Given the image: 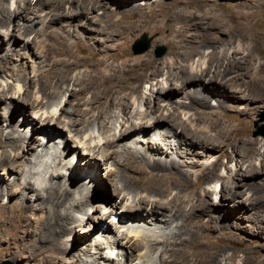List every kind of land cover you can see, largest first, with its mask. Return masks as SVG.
I'll list each match as a JSON object with an SVG mask.
<instances>
[{
  "label": "bare ground",
  "instance_id": "obj_1",
  "mask_svg": "<svg viewBox=\"0 0 264 264\" xmlns=\"http://www.w3.org/2000/svg\"><path fill=\"white\" fill-rule=\"evenodd\" d=\"M125 1L135 0H0V41L7 36L0 59L3 76L13 80L0 82L7 115L0 118V259L264 264L258 248L242 247L236 221L246 218L264 234V178L245 179L262 172L264 140L246 141L247 128L228 122L239 111L227 104L264 101V64L256 66L251 49L259 36L249 32L260 0L230 13L236 38L213 10L217 0H136L114 8ZM142 29L160 34L166 57L148 52L130 59L129 43ZM20 40L24 49L16 46ZM223 42L243 49L219 50ZM22 55L32 59L31 72L12 68ZM15 99L31 132L11 120ZM187 144L218 156L195 171L186 157L195 151H183ZM71 151L79 167L65 161ZM47 155L65 163L51 165ZM225 199L239 215L221 207ZM115 250L121 253L112 255Z\"/></svg>",
  "mask_w": 264,
  "mask_h": 264
},
{
  "label": "rangeland",
  "instance_id": "obj_2",
  "mask_svg": "<svg viewBox=\"0 0 264 264\" xmlns=\"http://www.w3.org/2000/svg\"><path fill=\"white\" fill-rule=\"evenodd\" d=\"M135 1H129V3L127 1H125V2H122L121 4H119V6H117L116 4H113V5H114V8L121 7V8L126 9L127 7H129V5H131ZM251 1H254V0H217L216 3L211 4L212 8L216 12V14L218 16H220V18H222L223 20L226 21L230 31H232L231 32L232 37H235V35L237 36L239 34V30L237 29V26L235 24H232L230 21H228L230 13L234 12V9H235L234 7H239L240 5H243L244 3L245 4L251 3ZM147 2L154 4L153 0H147ZM260 2H259L260 4H259V7H258V10H257L258 11L257 12V16H256V19H255L256 21L254 20L251 23L250 28H249V32H251L252 35L259 36V38H256L255 42L254 41L252 42V46H251V49H252V51H254L255 56L256 57L258 56L257 57L258 60L255 61V64L258 67L260 65L264 64V62L260 59V56L264 55V33H263L264 32V0H260ZM111 4H112V2H111ZM97 14L100 15L101 12H98ZM121 17H122L121 15H117L115 17V19L117 20V19H120ZM15 21H16V19H15ZM38 26L39 25H36L35 29L36 28L38 29L39 28ZM235 29H237L238 31L235 30ZM161 34L164 36V35H167L168 33L166 34V32L164 31ZM228 35L229 34H227L226 31L223 33V37H225V39L228 37ZM143 36H145V39L147 40V43H148V48L144 51V53L140 52L142 47H143V45L136 44V41L137 40H142ZM6 38H7L6 34L1 36L0 53H4L5 52L4 48L7 46ZM161 38L162 37H160L159 33H156V32H154V31H152L150 29H142L141 31L136 33V35L130 41L129 46H128L130 59L134 58V57H137V56H142V55H144V54H146L148 52L151 53V56L153 58H164V57H166L168 55V49L169 48H168L166 42L163 39H161ZM13 40H14V37L11 38L10 41H13ZM12 43L13 42H11V44ZM16 46L20 47L21 49H24L25 48V42L20 40V41H18V44H16ZM236 49L240 50V49H243V47L240 48V46H238V45L234 47V44L228 45L227 42H223L222 45L219 47V50H222V51L229 50L230 52L234 51ZM205 50H206L205 51V53H206L205 55H207L213 50V48L210 46V47L206 48ZM140 53H142V54H140ZM76 54H77V56H79V58H81L83 60H87L88 61L90 59V57L86 54V51H83L82 54L77 51ZM204 58H205V56L203 57L202 61L204 60ZM30 61H32V59L29 60L27 57H25V55H22V58H20L19 56H15V59L12 61V65L11 66L15 70L31 72V64L32 63ZM262 69L264 71V65H263ZM3 73L4 72H3V68H2V61L0 59V82H2L3 84H5L7 82L12 83L13 80L8 79L7 76H3L4 75ZM2 76L6 77V78L4 79ZM162 78L159 77V79H162ZM6 80H7V82H6ZM16 83L17 82H15V85H16ZM191 85H190L191 88L195 87L194 83L191 84ZM148 87H149V85H145V90ZM188 89H190V88H188ZM209 91H211V90H209ZM214 96L215 97H220L219 94H217V93H214ZM178 100H180V99H178ZM13 103H15V105H17V107L14 108L15 113L13 111V114L10 115L11 120L13 122H16V121L19 122V123L21 122L20 123V127H21L22 131H26L28 129L31 132V129L28 128L29 127V121L24 119V115L26 114V111L22 110L21 103L19 101H16V99H15V101H13ZM211 104H215V101H212ZM227 104H230V106H233V107L237 108V111H239V113H236V115H237L236 117H234V116L228 117V118H230V120L228 122H229V124L231 126H237V125L241 124L242 127L245 126V128H247L248 131H247V137L245 138L246 141L258 140V139L264 140V101L263 102H259V103H256V102L252 103L251 105H248L249 107L247 106L248 108L246 107V105H244L242 103L241 104H233V103H230L229 101H227ZM4 105H5L4 103L0 104V106H1V108H0V118L2 117L1 118V120H2L1 123L4 122V119H5L4 117L7 118V115L4 114ZM231 113H233V112H231ZM231 113L229 112V113H225V114L229 115ZM25 117L28 119V116H25ZM167 124L174 125V126L177 127V129L180 130V128H178V126L176 124H172L171 122H167ZM30 127H31V125H30ZM37 135H38V133H37ZM53 139L57 140V145H59L60 148H61V145H62L61 144V138L58 137V136L57 137L55 136ZM120 143H123V141H121ZM120 145L122 146V144H120ZM188 146H189L188 144L185 145V148L183 149V151L187 150ZM57 149L59 150V148H57ZM188 149H192V150L195 151L194 155H187L186 154V157L189 159V160H187V162L189 164H195V167L193 168V170H195V171L198 170V169H201L202 167L208 166L218 156V152L217 153L216 152L212 153L211 151H208V150H205V149H201V148H197V146H191V147H188ZM60 150L61 151H65L62 148ZM263 150L264 149L260 150V152H261L260 155H262V154L264 155V151ZM38 151L40 152V150H38ZM198 151L201 152L202 154L201 153L198 154L197 153ZM53 153L55 154V152H53ZM71 153H72V151L69 154H67V157L65 158V161H69L70 159H73L75 161V163H73V164H75V166L79 167V163L76 161L77 160L76 154H73V153L71 154ZM45 158L47 160H50V162L52 163L51 165L57 163L56 161H58L59 163L62 162L61 164L65 163V161L63 162V160H61V158L56 159V158H54V157H52L50 155H47ZM260 158L261 157H259V156L256 157V160H255V164L256 165L259 164V159ZM222 159H221V163H225L227 161V159H225L224 157H222ZM22 160H24V159H22ZM228 163H229V166L231 168L236 170V166H235L236 165L235 164L236 161L234 160L233 157L228 160ZM202 165H204V166H202ZM258 167H260V166H258ZM106 168H107V165H105V166L101 165V167H98L97 170H98L99 173H104ZM82 170H83V172H87V168H85V167H82ZM224 172H225L224 169H221L219 174H223ZM253 177L254 178H250V177L246 176L245 179L248 182H250V181L251 182L252 181H256V182L261 181L262 178H264V167L262 169V172L259 173V175H255ZM1 178H2V176H1ZM4 178L5 177L3 176V179ZM84 179H87L86 176L79 177V178H77V182L78 181H83ZM212 186H213V188L215 187L216 190L219 189V182L216 179H214ZM111 194H113L112 187H111ZM109 195H110V192H109ZM247 195H249V193H247L241 199L246 198ZM113 196H114V194H113ZM214 198H215V196L213 197V200H214ZM211 201H212V199H211ZM222 203H225L224 206H221L222 208H225V209L229 210L230 212L234 211L233 214L239 215L241 209H237V207L232 206L234 204L232 199L222 200ZM243 212H245V211H243ZM236 221L238 223V226L240 227V232H239L240 239L244 242L242 247L248 245V246L253 247V248L254 247L258 248V250L255 251L256 252L255 253L256 258L258 259V257H264V234L257 235L255 230H254V228L252 229V227L250 226L251 225V221L246 219V218L238 219ZM97 229H95V233H93V236H91L88 239V241H92L91 240L92 237L96 238ZM102 231L103 230H101V232ZM251 231H253V232H251ZM101 232L98 233V236H99V234L101 235ZM77 235H78V233H77ZM79 236H82V234H79ZM23 239H24V237H23ZM83 243L84 242L82 240V241L79 242V245H82ZM258 244H260V245H258ZM2 246H3V248H6L7 244L3 243ZM259 246H261V247L259 248ZM76 247H78V245ZM87 247L90 248V245L87 246ZM117 251L118 250H115V252L113 251L112 255L115 256ZM230 252H232V250H230ZM118 253H121V251H118ZM5 262L7 264H24L26 262V260L19 261V263H18L15 258H12V256L8 255V256H4V257H2L0 259V264H3ZM139 262H140V260L139 261L138 260H134L132 264L139 263ZM28 264H30V263H28ZM140 264H145V263L140 262Z\"/></svg>",
  "mask_w": 264,
  "mask_h": 264
},
{
  "label": "water",
  "instance_id": "obj_3",
  "mask_svg": "<svg viewBox=\"0 0 264 264\" xmlns=\"http://www.w3.org/2000/svg\"><path fill=\"white\" fill-rule=\"evenodd\" d=\"M142 38H143L142 40H137L136 41V44L143 45V47H142L140 52H144L148 48V43H147V40L145 39V36H143ZM3 264H7V263L5 262Z\"/></svg>",
  "mask_w": 264,
  "mask_h": 264
}]
</instances>
